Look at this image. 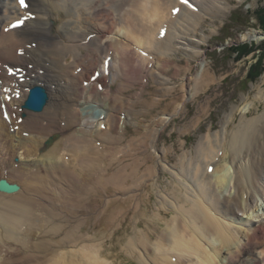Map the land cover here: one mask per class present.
Masks as SVG:
<instances>
[{
    "label": "bare ground",
    "instance_id": "6f19581e",
    "mask_svg": "<svg viewBox=\"0 0 264 264\" xmlns=\"http://www.w3.org/2000/svg\"><path fill=\"white\" fill-rule=\"evenodd\" d=\"M189 2L194 10L178 0H26V8L17 0H0V181L17 187L13 193L0 191V264L64 262L72 238L58 243L57 254L43 243L55 234L59 204L72 197L87 198L80 205L119 198L113 191L97 200L88 196L104 189L108 168L121 156L135 168L123 189L139 199L140 218L147 221L156 212L158 198L152 212L142 208L149 188L141 186L154 189L159 182L156 167L160 172L163 168L154 163L156 148L150 145L154 132L159 137L170 117L161 115L145 124L136 120L143 114L135 106L155 75L163 77L161 84L172 93L173 77H165L172 56L180 51L188 55L182 70H190L193 56L201 55L200 45L206 42L196 35L204 17L230 5L229 0ZM17 20L22 25L11 29ZM7 67L22 68L24 80L7 75ZM212 77L203 67L195 85ZM36 87L44 91L45 100L39 110L28 109V94ZM178 87L176 110L187 104L185 82ZM130 89L135 91L131 94ZM161 98L152 97L150 105H158ZM252 105L245 102L235 122L239 109L226 116L227 138H202L191 157L198 162L189 167L182 159L179 164L184 175L171 169L179 185L172 180L170 194L181 195L180 201L169 205L158 233L136 236L133 257L124 250L133 234L132 220H126L124 234L130 236L121 247L137 264L157 263L151 255L165 248L170 252L165 264H262L264 205L258 204H264V139H258L257 118L248 115ZM129 124L140 131L137 140L126 138ZM211 142L215 149L208 152L203 143L210 148ZM133 186L137 189L131 190ZM163 198L168 196L160 195V213L166 210ZM113 205L110 214L98 215L99 207L83 208L88 222L106 214L95 225L96 235L109 233L117 223L121 206ZM112 214L115 219L109 220ZM139 227L146 223L140 221ZM107 254L101 264H114Z\"/></svg>",
    "mask_w": 264,
    "mask_h": 264
},
{
    "label": "rangeland",
    "instance_id": "374dc122",
    "mask_svg": "<svg viewBox=\"0 0 264 264\" xmlns=\"http://www.w3.org/2000/svg\"><path fill=\"white\" fill-rule=\"evenodd\" d=\"M229 4V8L222 13H211L210 15L209 12L210 16L204 17L201 28L196 35L198 38H204L206 42L200 45L201 55L195 59V56H193L189 71L184 72L182 70L190 61L188 55L180 51L172 56V67L169 72H166L167 76L165 75V77H173L172 83L175 88L172 93H170V90L166 91L167 85L164 84L163 86L161 84L163 77L155 75L153 78L148 79L147 92L140 99V104L138 103L135 106V111L140 110L143 114L139 116L140 120H136L143 121L145 124L147 122L153 124L161 115L168 119L170 117L169 123L165 128L163 127L164 129L160 132L159 137L156 135L159 131L154 132L150 145H154V151L156 148V161L154 163L164 169H161L160 172V169L155 166L157 181L159 179L160 182L156 183V187L159 184L158 189H155L156 187L150 189L148 186H141V189L149 188V198L144 200L145 203L142 208L144 207L145 211L152 212L158 198L156 212L149 216L147 221L145 218H140L141 206L139 199L123 189V184L130 183L129 175L135 168L129 163L125 164L124 158L121 156L119 163H115L108 168L106 175L109 179L104 181L106 183L104 189L97 188V195L89 193L88 196V198L97 200L101 199L102 196L108 197L107 194L113 191L112 194H119V198H103V201L99 203L80 205L79 203L84 202L87 198L72 197L69 201L59 204L57 215L54 216L53 221L55 234L52 238H43L44 248L54 254H57L59 242L67 240L69 237L72 238L71 244L64 249L69 251L70 255L64 258V262H58L59 264H101V262L106 261L103 259L106 253H108V261H112L114 264H137L138 262L127 255L124 250L133 257L132 249L136 236L145 235L149 231L158 233L159 229L164 228L169 205L172 203L177 205L180 201L181 195L171 196L170 194L173 190L172 180L174 185H179L170 173L171 169H175H173L175 174L184 175L179 167L182 159L185 163L189 162V167L195 165L198 161L194 163L191 157L195 155V149L204 136L209 135L210 139L213 136L227 138L226 116L232 114V110L237 108L239 111H235L233 119L234 122L237 121L241 115L240 108L243 107L245 102L253 103L248 115L257 118L254 123L258 128V139H264V26H261L254 18L256 12L264 8V0H229ZM255 10L257 11L254 12ZM202 20L203 18L200 22ZM205 35H207V38L204 37ZM234 45L237 46V51H240L239 47L246 46L247 50L245 49V51L247 52L234 55L233 50L231 51ZM235 50L236 48H234ZM258 56L263 58V69L256 76L251 74L250 66L256 63ZM203 67L208 68L213 77L204 84L196 86L194 77L197 74L199 75ZM177 71L178 75L175 74ZM183 81L186 84L185 101H187V104L184 108L179 107L176 110L173 102L174 100H181L178 86ZM126 91L127 89L123 91L124 94ZM130 91L132 94L135 90L130 89ZM152 97H156L158 100L162 97L163 100L158 105L153 106L150 105ZM139 132L135 131L132 124H129L125 129V136L127 139L137 140L136 133ZM147 144L149 146V142ZM203 144L208 152L215 149L214 142L210 143V148L206 143ZM141 150H144V148H141ZM149 151L146 150V153L148 154ZM142 154L145 155V153ZM144 171H147V169ZM134 189H137V187L133 186L131 190ZM183 194H185V197H191V194L185 192V190ZM160 195L168 196V198L161 199L166 206L163 213L159 211ZM123 197L125 199L121 200ZM113 204L121 206L117 223L111 227L109 233L96 235V232H94L95 225H98L101 219L104 220L106 214H110L114 210L115 206ZM74 205L77 206V212L73 209ZM263 205L262 203L258 204L260 208ZM84 207H88L91 211L99 207L98 215L105 212L106 214L99 217L94 215L91 221L88 222L82 216ZM108 219L114 220L115 214L110 215ZM128 219L132 220L131 226L133 225V228L131 226L130 228L133 234L125 243V239L130 236V234H124L125 222ZM140 221L146 223V227L140 229ZM117 240H119V244L116 242ZM123 244L124 250L121 247ZM106 245H109V247ZM105 247L106 250H104ZM169 253L165 248L164 251L151 255L150 260L157 262L155 264H165L164 262H170ZM44 262L49 261L25 262L24 264H41Z\"/></svg>",
    "mask_w": 264,
    "mask_h": 264
},
{
    "label": "water",
    "instance_id": "95a60500",
    "mask_svg": "<svg viewBox=\"0 0 264 264\" xmlns=\"http://www.w3.org/2000/svg\"><path fill=\"white\" fill-rule=\"evenodd\" d=\"M45 100L44 91L38 89V87L33 88L28 96V100L26 101V106L28 109L39 110L41 105ZM17 190V187L14 185H8L5 181H0V191L13 193Z\"/></svg>",
    "mask_w": 264,
    "mask_h": 264
},
{
    "label": "trees",
    "instance_id": "16d2710c",
    "mask_svg": "<svg viewBox=\"0 0 264 264\" xmlns=\"http://www.w3.org/2000/svg\"><path fill=\"white\" fill-rule=\"evenodd\" d=\"M257 10H255L254 12H256ZM255 17V19L259 22V24L261 25V26H264V8L263 9H261V11H257L256 12V15H254ZM234 48H236V50L234 51ZM240 48V51H237L238 49H237V46L236 45H234V46H232V49H231V47L230 48H228L229 50L231 49V51L233 52V54L235 55H239L240 54V52H247V51H245V49H246V46H241V47H239ZM247 50V49H246ZM257 50V49H256ZM250 51H251V46H250ZM262 56H258V59H257V61H256V63H254V65H251L250 66V71H251V74L252 75H258V74H260L261 73V71H262V69H263V67H262ZM264 60V59H263Z\"/></svg>",
    "mask_w": 264,
    "mask_h": 264
},
{
    "label": "snow or ice",
    "instance_id": "6c2138e0",
    "mask_svg": "<svg viewBox=\"0 0 264 264\" xmlns=\"http://www.w3.org/2000/svg\"><path fill=\"white\" fill-rule=\"evenodd\" d=\"M18 2H19V4H20V6L21 7H27V5H26V3H25V0H18ZM180 2L182 3V4H186L188 7H190V8H193V5L189 2V0H180ZM194 10V9H193ZM179 11V9H174V13L175 12H178ZM23 23V21L21 20V21H17L16 23H14L13 25H12V27H17V26H19V24H22ZM5 30H7V29H5ZM5 118H7V116H5Z\"/></svg>",
    "mask_w": 264,
    "mask_h": 264
}]
</instances>
